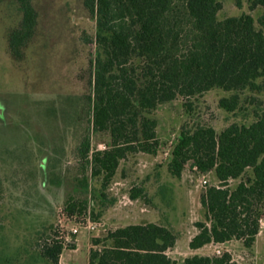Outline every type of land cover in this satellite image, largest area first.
I'll list each match as a JSON object with an SVG mask.
<instances>
[{"label":"trees","instance_id":"1","mask_svg":"<svg viewBox=\"0 0 264 264\" xmlns=\"http://www.w3.org/2000/svg\"><path fill=\"white\" fill-rule=\"evenodd\" d=\"M0 1L13 24L6 35L8 54L22 62L27 51L36 50L42 16L36 0ZM82 4L95 28L93 78L82 112L87 122L91 116L92 131L107 134L109 142L105 150L92 151L86 130L77 148L78 173L72 179L78 196L68 197L64 211L72 215L89 209L97 220L101 213L95 215V209L106 201L121 162L137 153L157 155L160 143L152 113L165 104L197 100L219 90L226 94L217 107L227 124L218 132L208 125L184 124L166 169L180 179L190 163L197 174L212 173L217 179L200 197L204 221L194 225L197 234L189 242L190 250L231 241L250 250L264 215V0ZM87 172L98 188L90 190ZM128 197L146 201V191L132 185ZM21 212L0 202V264H59L62 243H41L52 225L40 223L25 238L22 234L28 229L17 218ZM177 240L166 221L117 227L91 239L88 264H177L167 255ZM180 264L235 263L224 253L189 256Z\"/></svg>","mask_w":264,"mask_h":264},{"label":"rangeland","instance_id":"2","mask_svg":"<svg viewBox=\"0 0 264 264\" xmlns=\"http://www.w3.org/2000/svg\"><path fill=\"white\" fill-rule=\"evenodd\" d=\"M35 3L42 16L36 50L27 51L26 59L17 62L7 51L6 35L13 24L5 3L0 1V202L21 209L17 218L24 220L28 229L22 234L25 238L29 239L40 223L52 225L41 243H62L65 250L61 264H88L92 238L146 221H166L171 226L178 240L167 255L180 264L189 257V242L197 232L195 223L204 221L200 197L207 187L217 184V179L212 173L197 174L190 163L180 179L169 176V153L184 124L208 125L217 132L227 124L225 114L217 107L226 94L214 90L197 100L180 99L160 106L152 113L160 143L157 155L137 153L121 162L106 192V201L95 209V215L101 213L97 220H93L89 209L68 215L65 202L70 196H78L72 179L78 173L77 148L86 130L92 151L109 142L107 134L92 131L91 116L87 122L82 112L93 78L90 60L95 50V28L82 0ZM85 175L90 190L98 188L89 172ZM147 176L148 181L141 183ZM132 185L144 187L146 201L129 199ZM87 215L99 224L96 230L88 233L80 228L78 235H71L70 229ZM260 226L261 233L250 250L231 241L219 246L221 255L229 253L235 264H264V215ZM74 238L77 243L71 250L69 243ZM214 247H205L200 254L217 256Z\"/></svg>","mask_w":264,"mask_h":264},{"label":"built area","instance_id":"3","mask_svg":"<svg viewBox=\"0 0 264 264\" xmlns=\"http://www.w3.org/2000/svg\"><path fill=\"white\" fill-rule=\"evenodd\" d=\"M99 148H100V150H105L106 147L99 146ZM193 170L196 171V168H193ZM200 181H201V183L203 185H206V183H207V181L204 179V177H201ZM260 223H261V220H260ZM98 226H99V224L91 221L89 215H87V216L83 217V219L80 220L76 224V227L70 229V233H71V235L76 236V235H78V233L80 231V228H83L88 233H90L92 231H95ZM214 246H215L214 247L215 248V254L217 256H220L221 255V251L219 249V245L214 244Z\"/></svg>","mask_w":264,"mask_h":264},{"label":"crops","instance_id":"4","mask_svg":"<svg viewBox=\"0 0 264 264\" xmlns=\"http://www.w3.org/2000/svg\"><path fill=\"white\" fill-rule=\"evenodd\" d=\"M261 230H262V227H260V231H259V233H258V235L256 236V240H255V242H257V239H258V237H259V235H260V233H261ZM196 234H197V232H196ZM195 234V235H196ZM76 243H77V240H76V238H74L72 241H70V243H69V246L71 247V248H69V249H71V250H74L75 249V246H76ZM227 243H225V244H222V245H219V246H224V245H226ZM213 246V244H210V245H208V246H205V247H212ZM205 247H203V248H205ZM203 248H201V249H198V250H189V252H188V256H193V255H199V256H210V255H201L200 254V251L203 249ZM63 250H65V248L63 249ZM63 252V251H62ZM88 253H89V246H88ZM62 254V253H61ZM60 257H61V255H60ZM59 264H61V262H60V258H59Z\"/></svg>","mask_w":264,"mask_h":264}]
</instances>
